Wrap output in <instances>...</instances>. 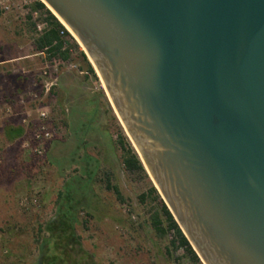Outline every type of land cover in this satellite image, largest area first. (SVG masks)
<instances>
[{
  "label": "water",
  "instance_id": "1",
  "mask_svg": "<svg viewBox=\"0 0 264 264\" xmlns=\"http://www.w3.org/2000/svg\"><path fill=\"white\" fill-rule=\"evenodd\" d=\"M41 1L202 263L264 264V0Z\"/></svg>",
  "mask_w": 264,
  "mask_h": 264
},
{
  "label": "rangeland",
  "instance_id": "2",
  "mask_svg": "<svg viewBox=\"0 0 264 264\" xmlns=\"http://www.w3.org/2000/svg\"><path fill=\"white\" fill-rule=\"evenodd\" d=\"M34 2L8 13L0 10V61L39 53ZM65 40L76 67L60 68L49 92L41 82L33 85L44 55L0 64V264H40L48 224L68 197L77 210L68 249L72 264H199L184 249L169 253L174 231L163 236L154 228L152 218L162 206L150 193L154 182L149 174L127 170L121 136L137 152L136 146L110 108L98 71L97 77L87 71L83 46L71 35ZM24 76L29 80L20 82ZM33 89L50 108L55 133L42 156L24 146L36 127L37 103L24 106L21 98ZM28 110L32 117L25 123ZM18 128L23 133L14 137ZM108 178L125 201L108 188Z\"/></svg>",
  "mask_w": 264,
  "mask_h": 264
},
{
  "label": "trees",
  "instance_id": "3",
  "mask_svg": "<svg viewBox=\"0 0 264 264\" xmlns=\"http://www.w3.org/2000/svg\"><path fill=\"white\" fill-rule=\"evenodd\" d=\"M32 10H42L45 11L48 15L50 21V28L46 30L43 34H40L35 40V47L39 52L45 47H48L49 52L52 55H59L63 58H69L70 53L68 50L63 51V41L60 35V30L64 28L63 24L59 19L52 13L50 9L47 8V5L41 0H37L31 6ZM31 18V15L29 16ZM83 60L87 65V71L96 76V71L88 59V56L85 52L82 54ZM84 68V66H82ZM20 82L28 81L27 76L20 77ZM23 130L18 128L15 132L14 137L21 136ZM121 145L123 146L126 155L124 158V164L129 171H139L145 176H148V173L139 157L137 152L134 150L131 144H127L125 138L121 136L120 140ZM108 188L113 190L120 201H125V198L117 185H113L108 178ZM150 193L154 194L161 201V210L155 212L152 218V224L156 231L161 235H166L169 230L174 231L175 235L169 247V253H172L173 249H184L185 254L195 263L203 264L200 260L198 254L192 247L190 241L182 231L178 222L176 221L174 215L166 205L165 201L161 197L157 188L152 185L150 188ZM68 197V196H67ZM63 195L61 193L60 200L62 201ZM146 199V194L142 195V200ZM69 201V206L65 203ZM73 198H67L64 200L59 209V215L57 218L52 220L48 224L47 231L49 233L48 237L45 238L43 243H41L40 250L42 252V259L40 264H72L69 259L68 249L70 248V241L75 237L76 223H77V210L76 205L72 204ZM165 217V219H164ZM166 223V224H165Z\"/></svg>",
  "mask_w": 264,
  "mask_h": 264
},
{
  "label": "built area",
  "instance_id": "4",
  "mask_svg": "<svg viewBox=\"0 0 264 264\" xmlns=\"http://www.w3.org/2000/svg\"><path fill=\"white\" fill-rule=\"evenodd\" d=\"M35 2L37 0H34ZM32 0H0V10L3 13H8L13 10H20L24 8L26 5H30ZM31 15L35 22V27L39 34H43L46 30L50 28V21L48 19L47 13H44L42 10H33ZM64 28L60 30V35L63 41V48L62 50H68L70 53V57L72 56L73 49L70 47L68 42L65 40L67 36L73 35V33L69 30V28L62 23ZM48 47H45L43 50L40 51V55H44L46 62L45 65L39 70V76L35 79L34 86L41 82L44 86L46 92H49L54 85V81H56V74H58L59 69L62 67H66V69L71 70L76 67L74 62H71L69 58H63L59 55H52L49 52ZM25 73H30V71H24ZM46 78H50L51 80H47ZM39 82V83H38ZM31 102H36V127L30 136L29 140L24 142V146L29 147L38 155H44L47 151V147L49 143L53 140L55 133L54 130L50 128V114L51 110L48 106L43 104L42 96H40L34 89L29 90L26 94V97L21 98V103L24 106H28ZM27 108V107H26ZM7 111L12 113L11 109L7 107ZM32 117V113L28 110L25 113V123H29L27 119Z\"/></svg>",
  "mask_w": 264,
  "mask_h": 264
},
{
  "label": "crops",
  "instance_id": "5",
  "mask_svg": "<svg viewBox=\"0 0 264 264\" xmlns=\"http://www.w3.org/2000/svg\"><path fill=\"white\" fill-rule=\"evenodd\" d=\"M39 53H36V54L29 53V55L26 56V57H21V58L13 57V58H10V59L1 60L0 64L4 65V64L11 63V62H19V61H22V60L25 62V59H30L31 57L38 56Z\"/></svg>",
  "mask_w": 264,
  "mask_h": 264
},
{
  "label": "bare ground",
  "instance_id": "6",
  "mask_svg": "<svg viewBox=\"0 0 264 264\" xmlns=\"http://www.w3.org/2000/svg\"><path fill=\"white\" fill-rule=\"evenodd\" d=\"M74 35V34H73ZM75 36V35H74ZM80 43V42H79ZM81 44V43H80ZM82 45V44H81ZM84 48V47H83ZM85 50V49H84ZM91 60V59H90ZM92 61V60H91ZM97 70V69H96ZM132 139V138H131ZM133 141V140H132Z\"/></svg>",
  "mask_w": 264,
  "mask_h": 264
}]
</instances>
